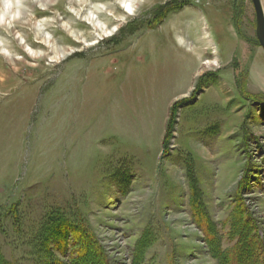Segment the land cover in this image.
I'll list each match as a JSON object with an SVG mask.
<instances>
[{"label": "rangeland", "instance_id": "374dc122", "mask_svg": "<svg viewBox=\"0 0 264 264\" xmlns=\"http://www.w3.org/2000/svg\"><path fill=\"white\" fill-rule=\"evenodd\" d=\"M0 19L3 259L69 264L71 235L42 240L57 209L93 264H218L192 186L222 248L240 200L264 239L250 0H0Z\"/></svg>", "mask_w": 264, "mask_h": 264}, {"label": "trees", "instance_id": "16d2710c", "mask_svg": "<svg viewBox=\"0 0 264 264\" xmlns=\"http://www.w3.org/2000/svg\"><path fill=\"white\" fill-rule=\"evenodd\" d=\"M189 201L196 224L206 233L210 252L218 264H264V239L259 235L254 220L246 214L241 200L229 216V238L234 239V242L226 248L221 247L219 239L215 236L213 224L206 217L200 201L196 199L193 186ZM81 226L83 225L71 223L61 211L54 209L44 222L42 240L48 242L51 238L57 239L58 248L62 251L68 245V235H71L73 256L69 264H93L91 253L95 248H90L92 237L89 231L84 227L80 228ZM0 264L11 263L0 255Z\"/></svg>", "mask_w": 264, "mask_h": 264}, {"label": "water", "instance_id": "95a60500", "mask_svg": "<svg viewBox=\"0 0 264 264\" xmlns=\"http://www.w3.org/2000/svg\"><path fill=\"white\" fill-rule=\"evenodd\" d=\"M255 14V32L259 46L264 53V14L260 0H250Z\"/></svg>", "mask_w": 264, "mask_h": 264}, {"label": "bare ground", "instance_id": "6f19581e", "mask_svg": "<svg viewBox=\"0 0 264 264\" xmlns=\"http://www.w3.org/2000/svg\"><path fill=\"white\" fill-rule=\"evenodd\" d=\"M261 6H262V5H261ZM1 9H2V8H1ZM262 10H263V14H264V8H263V6H262ZM91 16H92V15H91ZM2 18H3V17H2ZM1 21H2V19H0V24H1ZM90 21H91V20H90ZM178 38H179V41L181 42V44L186 45L187 47H189V49L191 48V46H190V45H187L188 43L185 42L184 39H183L182 37L178 36ZM206 62H208V61H206ZM210 63L214 64V62H210Z\"/></svg>", "mask_w": 264, "mask_h": 264}, {"label": "crops", "instance_id": "0c3cea01", "mask_svg": "<svg viewBox=\"0 0 264 264\" xmlns=\"http://www.w3.org/2000/svg\"><path fill=\"white\" fill-rule=\"evenodd\" d=\"M191 80H192V76H191ZM191 80H190V81H191ZM190 84H191V82H190ZM190 84H187V86H186V87H188V88H189V85H190ZM177 94H178V93H177ZM174 95H175V94H174Z\"/></svg>", "mask_w": 264, "mask_h": 264}]
</instances>
